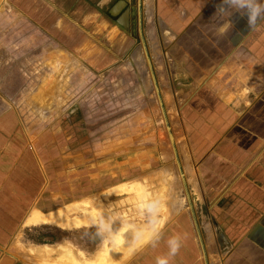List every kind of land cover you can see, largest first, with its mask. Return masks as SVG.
Segmentation results:
<instances>
[{"label":"crops","instance_id":"obj_1","mask_svg":"<svg viewBox=\"0 0 264 264\" xmlns=\"http://www.w3.org/2000/svg\"><path fill=\"white\" fill-rule=\"evenodd\" d=\"M220 2L0 0V23L6 4L17 10L32 5L26 20L58 41L59 51L92 49L100 33L112 40L123 34L136 39L137 52L145 56L147 36L156 37V53L157 43L162 46L155 69L162 66L164 73L157 71L155 83L164 76L181 101V124L200 184L193 194L202 201L203 219L193 205L161 225L120 264H155L158 256L168 255L167 241L173 236L180 237L182 246L170 264H213V258L219 264H264V20L250 30L246 16L218 12ZM2 99L0 94V264L54 262L65 255L60 249L66 238L32 244L25 242L28 233L84 227L28 223L35 211L54 213L66 202L57 201L51 168L22 113L1 107ZM78 204L73 205L79 209ZM74 247L76 259L85 262L82 248ZM92 253L87 261L99 255Z\"/></svg>","mask_w":264,"mask_h":264},{"label":"rangeland","instance_id":"obj_2","mask_svg":"<svg viewBox=\"0 0 264 264\" xmlns=\"http://www.w3.org/2000/svg\"><path fill=\"white\" fill-rule=\"evenodd\" d=\"M19 7L6 4L2 11L1 107H17L22 113L32 140L51 168L57 201L64 200L68 210L79 203L78 211L69 213L71 219L95 207L111 214L107 231H100L99 225L78 226L84 228L57 232L60 235L37 229L28 233L25 242L66 238L67 245L60 250L74 253L77 244L86 261L76 260L94 264L103 256L95 261L85 257L96 250L102 255L116 246V235L127 226L150 228L159 222L163 226L178 214L190 212L193 205L202 220V201L193 194L199 192L200 184L191 176L195 166L181 124V101L175 99L168 78L165 82L162 76L155 83L157 71L163 72L157 64L155 69L162 55L160 44L157 53L154 49L156 37H146L153 76L148 56L137 52L136 39L123 34L112 40L100 33L92 49L59 51L58 41L47 37L39 24L33 28L26 20L32 5ZM170 38L164 36V40ZM179 135L186 140L185 152L178 147ZM186 152L189 157L184 156ZM97 217L100 223L108 222L106 213ZM70 239L77 243L69 244ZM213 264H219L217 258Z\"/></svg>","mask_w":264,"mask_h":264},{"label":"bare ground","instance_id":"obj_3","mask_svg":"<svg viewBox=\"0 0 264 264\" xmlns=\"http://www.w3.org/2000/svg\"><path fill=\"white\" fill-rule=\"evenodd\" d=\"M183 137H184V135H183ZM182 139H183L182 136L179 135L178 142H180V143H179V146L178 145L177 146L180 147L181 149L186 148L183 146L184 144H186L185 143L186 140L183 141ZM179 151H180V149H179ZM184 152H185V150H184ZM181 154H183V151ZM184 156H188V153ZM189 159L190 158H187L188 161H189ZM185 160L186 159H184V163H186ZM188 164H190V163H188ZM185 166H186V164H185ZM187 169L189 171L188 166H187ZM169 173H171V172H169ZM189 174H190V172H189ZM193 174H195V172H193ZM193 174L191 175L192 177L195 176V175L193 176ZM192 177H191V179H192ZM136 188H138V190H139V187H136ZM68 208L65 207L63 209H60L57 212H54V213L52 212V213H48V214H44V213L41 214V213L35 212L33 214V217H31L28 220V223H39V224H46V223L48 224L49 223V224H53V225H59L61 227L67 228V229H70V228L75 227V226H94V225H100V222L98 221V217H97L98 214L106 213V218H107L108 222L107 223L105 222V224H107L109 226L108 230L110 229L111 214L108 210H106V209L97 210L98 207H95L96 210L90 211L89 214H86L85 216L82 215L79 217L76 216L75 219H71L69 217V213L71 211L76 212L78 210L75 207L73 209L70 208V210H68ZM87 212H88V210H87ZM103 220H104V218H103ZM161 225L162 224L159 222L157 224H154L150 228H137V227H133V226H127V227L121 229L119 231V233L116 235V239H115L116 246H114L112 248H108L106 253H103L102 255L100 254L97 258H99L100 256H103V257L100 258L94 264H119L123 260L125 261L137 247L142 245L144 242L148 241L151 238V236H153L161 228ZM112 235H114V233ZM109 240H111V239H109ZM48 264H81V263L76 260L74 254L72 252H67V253H65L64 256H62L59 259V261H54L52 263L50 262Z\"/></svg>","mask_w":264,"mask_h":264},{"label":"clouds","instance_id":"obj_4","mask_svg":"<svg viewBox=\"0 0 264 264\" xmlns=\"http://www.w3.org/2000/svg\"><path fill=\"white\" fill-rule=\"evenodd\" d=\"M217 11L230 13L231 15L238 12L241 16H246L250 30L255 29L257 24L264 20V3H261V0H221L217 6ZM108 227L103 221L99 225L100 231H107ZM156 239L158 240L159 237L157 236ZM167 245L169 249L168 255L158 256L155 264H170V258L175 257L182 246L180 237H171L168 239Z\"/></svg>","mask_w":264,"mask_h":264},{"label":"water","instance_id":"obj_5","mask_svg":"<svg viewBox=\"0 0 264 264\" xmlns=\"http://www.w3.org/2000/svg\"><path fill=\"white\" fill-rule=\"evenodd\" d=\"M146 47V46H145ZM146 54H147V56H148V60H149V63H150V67H151V70H152V74H153V76H154V68H153V66H152V61H151V58H150V56H149V52H148V49L146 48ZM155 79V78H154ZM161 99V103H163V101H162V98H160ZM168 128H169V131H170V136H171V139H172V142H173V144L175 143V140H174V135L172 134V131H171V128H170V126H168ZM182 176L184 177V173H182Z\"/></svg>","mask_w":264,"mask_h":264}]
</instances>
